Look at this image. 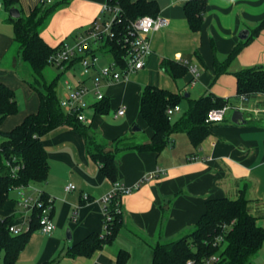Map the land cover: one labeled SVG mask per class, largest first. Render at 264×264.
<instances>
[{
  "label": "crops",
  "instance_id": "obj_1",
  "mask_svg": "<svg viewBox=\"0 0 264 264\" xmlns=\"http://www.w3.org/2000/svg\"><path fill=\"white\" fill-rule=\"evenodd\" d=\"M18 1L25 16L40 5L30 0ZM62 1L54 0V3ZM147 1L157 3L158 15L168 19V26L151 34L152 54L143 70L127 81L103 85L101 91L116 122L104 118L109 112L96 115L92 107L93 96L86 98L89 107L84 115L91 120L87 124L89 139L106 145L107 151L113 149L116 139H126L136 145L149 142L152 132L139 114V101L146 86L178 93L191 100L211 94L228 100L232 114L226 113L221 123L209 124V135L199 147H194L188 136L179 132L170 136V143L160 152H119L115 158L116 182L133 188L120 200V231L110 244L89 257L76 259L63 255L88 235L102 234L101 200L114 183L89 157V145L84 137L70 127L61 126L44 135L41 143L49 166L46 182L23 187L21 191L19 187L13 189L9 200L0 209V218L11 217V226L26 231L32 211L20 207L19 194L23 192L31 198L43 194L52 202L51 218L55 230L49 236L39 231L31 233L15 264H53L57 256H62L57 264H118L119 251L128 253L124 264H151L155 245L193 230L205 212L207 201L236 200L240 195L248 200V212L264 229V114L261 112L264 110V94L248 99L235 98L236 79L233 75L241 69L264 66V28L242 48L225 72L217 74L214 66L215 58L223 62L244 41L239 39L240 32L247 30V38L253 35L264 20V0H208L204 22L198 32L190 30L184 15L187 0ZM104 3L105 0L63 2L41 29L40 36L51 47L72 43L76 35L87 30L100 16ZM15 45L13 22L1 5L0 84L14 92L18 106V112L0 124L2 132L20 125L39 107L38 95L28 85L31 73L21 61L19 48ZM13 50L15 55L9 58ZM164 60L187 62L196 69L195 82L192 83L189 69L180 79H171L161 68ZM105 64L100 60V66ZM74 65L63 72L57 89L59 100L66 94V81L73 85L80 81V77L69 73ZM86 85L91 87V82L87 81ZM186 105L183 113H180L179 105L180 114L172 121L187 111V101ZM119 108H124V115L115 117ZM235 111L242 114V122L237 124L232 122ZM134 125L138 130L132 132ZM149 176L153 178L143 182ZM69 184L74 190L65 192L64 188ZM12 192L14 197H11ZM75 210L78 215L73 221Z\"/></svg>",
  "mask_w": 264,
  "mask_h": 264
},
{
  "label": "trees",
  "instance_id": "obj_2",
  "mask_svg": "<svg viewBox=\"0 0 264 264\" xmlns=\"http://www.w3.org/2000/svg\"><path fill=\"white\" fill-rule=\"evenodd\" d=\"M207 1L187 0L184 4V15L192 32L200 31L203 25ZM0 2L6 12L12 8L20 12V18H10L13 22L14 42L18 45L21 61L31 73L32 79L28 85L39 98V107L35 114L27 116L20 125L9 132L0 131L2 140L0 141V209L9 200V194L13 189L46 182L49 166L41 138L58 127H70L83 136L86 145H89V157L99 165L102 174L115 183V158L119 152L135 150L157 153L170 143L172 134L179 132L185 133L194 147H199L209 135L210 125L205 122L209 111L229 104L228 100L211 94L191 100L178 93L146 86L141 93L139 114L152 132L149 142L136 145L126 142V139H116L113 141V149L107 151L106 145L96 143L93 138L89 139L87 125L79 122L75 115H68L61 109L57 89L63 72L59 71L49 82L45 80V70L51 66L50 58L62 45L49 46L40 36V31L60 5L67 0L49 5L40 4L30 12L29 16L21 13L18 0H0ZM105 3L109 6H118L121 10L122 22L116 30L115 39L102 48L118 60L124 54L121 48V36L127 23L142 16L156 17L159 8L155 1L147 0H105ZM263 28L264 20L259 23L253 35L241 42L223 62L215 58L214 66L217 74L225 72L228 64L235 60L242 48L248 45L252 37ZM75 63L76 61L72 62L71 66ZM161 68L176 81L188 72L189 64L164 60ZM233 75L236 79L235 98L248 99L254 95L264 94V66L241 69ZM183 99L188 102L187 111L177 120H169L167 109L179 106ZM92 107L96 115H106L110 109L105 98ZM17 112L14 92L6 85L0 84V124L6 117ZM92 146L93 152L90 151ZM12 160L14 164L20 165V170L14 177L6 165L12 163ZM39 198L42 202L48 200L43 194H40ZM116 203L117 200L114 198L107 208L109 215L112 216L107 231L102 235L95 233L88 235L84 240L70 247L63 256L69 259L89 257L103 246L110 244L122 225V214L116 213ZM247 204L248 200L244 195H240L236 200L222 198L207 201L205 212L193 230L177 239L155 245L151 264H186L188 261L201 264L213 256L218 259L216 264H250L264 244V229L256 224L255 217L248 212ZM40 215L41 210L33 209L28 229L17 235L9 232L11 217L0 218L2 264L16 263L31 233L38 231ZM61 258L62 256H57L53 264H57ZM127 259L128 253L119 251L117 263L124 264Z\"/></svg>",
  "mask_w": 264,
  "mask_h": 264
},
{
  "label": "built area",
  "instance_id": "obj_3",
  "mask_svg": "<svg viewBox=\"0 0 264 264\" xmlns=\"http://www.w3.org/2000/svg\"><path fill=\"white\" fill-rule=\"evenodd\" d=\"M34 4H52L54 0H30ZM1 8V5H0ZM121 10L118 6H109L104 3L100 16L96 18L88 27L87 30L78 34L73 38L72 43L62 44V46L50 58L51 66L58 69L60 72H65L66 68L76 61L80 65V81L73 85L65 82L66 94L59 100L61 109L68 115H75L77 120L83 124H90L91 120L84 115L85 109L89 107L86 98L89 95L93 96V103H98L104 100V94L101 89L104 84L119 83L127 81L130 76L140 72L144 69L147 59L152 54L150 47V36L152 33L162 30L168 26V19L157 15L156 17L142 16L127 23L124 32L121 36V48L124 54L120 59H115L109 52H105L102 48L106 43H110L115 39L116 30L121 24ZM104 56L108 61L105 65L100 66L101 57ZM182 63L188 65L187 62ZM189 72L193 76L192 83L197 78L196 69L189 66ZM91 82V87L86 85V82ZM230 110L229 106H224L220 109H213L209 111L206 123L217 124L224 121L225 114ZM124 108H119L115 117L124 115ZM180 112L179 106L168 108L166 114L169 120ZM264 114V110L261 111ZM14 160H12L13 163ZM7 163L10 174L14 177L20 170L19 164ZM153 176L144 178V181L152 179ZM19 187L18 189H22ZM65 192L74 190L72 184L64 188ZM133 188L125 187L124 185L115 182L111 191L106 194L102 200L103 213V232L107 231V225L112 220L107 208L111 201L116 198V213L122 214L121 198L124 195L130 194ZM119 200V201H118ZM19 205L25 211H32L33 209L41 210L39 219L38 231L42 235L49 236L53 234L55 225L51 218L52 202L48 199L42 202L39 197L31 198L25 193L19 194ZM78 213L75 210L72 213V220L75 221ZM9 232L17 235L21 232L20 229L10 226ZM101 234V235H102ZM218 241V240H217ZM217 257L213 256L206 259L201 264H216ZM186 264H194L188 261Z\"/></svg>",
  "mask_w": 264,
  "mask_h": 264
},
{
  "label": "rangeland",
  "instance_id": "obj_4",
  "mask_svg": "<svg viewBox=\"0 0 264 264\" xmlns=\"http://www.w3.org/2000/svg\"><path fill=\"white\" fill-rule=\"evenodd\" d=\"M15 46H17L18 47V45L16 44ZM16 48V47H15ZM13 55H15V52H14V50L12 51V53L11 54H9L8 55V57L10 58L11 56H13ZM101 61L102 62H104V63H107V59L104 57V56H102L101 57ZM25 65V64H24ZM26 66V65H25ZM26 68H28L27 66H26ZM80 70H81V68H80V65H79V63H75V65L72 67V70L69 72L72 76H74L75 75V77L76 78H78V77H80ZM30 72V71H29ZM59 72V71H58ZM58 72H57V70L55 69V68H53V66H49V67H47L46 68V70H45V73H44V76H45V80L47 81V82H49V81H51L57 74H58ZM74 74V75H73ZM32 79V78H31ZM31 82V81H30ZM62 82V80H60L59 81V83H61ZM188 92V91H187ZM195 96L194 95H192V98H194ZM187 105H186V99H183V102L181 103V112L180 113H183L185 110H186V107ZM232 110H229L228 112H227V115H231L232 114ZM180 113H178V114H176L174 117L176 118ZM173 117V118H174ZM104 118L107 120V121H110V122H116V120H114L113 119V117H112V111L111 112H109L106 116H104ZM135 128V125L131 128L132 129V132L134 131L133 129ZM0 141H2L1 140V138H0ZM93 146L92 147H90V151L91 152H93ZM15 196V194H14V192H12L11 193V197H14ZM264 244H263V247L259 250V252L252 258V260H251V262H250V264H264V262H263V260H264ZM0 264H2L1 263V261H0Z\"/></svg>",
  "mask_w": 264,
  "mask_h": 264
},
{
  "label": "water",
  "instance_id": "obj_5",
  "mask_svg": "<svg viewBox=\"0 0 264 264\" xmlns=\"http://www.w3.org/2000/svg\"><path fill=\"white\" fill-rule=\"evenodd\" d=\"M8 13H9L10 18H12V19L20 18V12L16 8L10 9ZM248 35H249V32L247 30H244V31L240 32L239 39L240 40H245L248 37ZM186 97H187V95H186ZM232 122L235 123V124H237L239 122H242V114L239 111H235L233 113ZM133 130L134 131L138 130V128H134ZM67 234H68V232H67Z\"/></svg>",
  "mask_w": 264,
  "mask_h": 264
}]
</instances>
